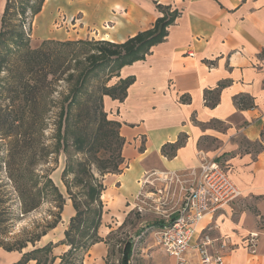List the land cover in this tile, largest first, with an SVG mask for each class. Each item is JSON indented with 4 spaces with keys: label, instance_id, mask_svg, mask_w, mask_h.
I'll return each mask as SVG.
<instances>
[{
    "label": "crops",
    "instance_id": "obj_1",
    "mask_svg": "<svg viewBox=\"0 0 264 264\" xmlns=\"http://www.w3.org/2000/svg\"><path fill=\"white\" fill-rule=\"evenodd\" d=\"M156 3L179 15L144 59L120 68L112 83L134 76L123 101L103 96L108 117L120 122L125 167L105 175L114 185L101 198L114 199L117 208L137 192L133 183L138 186L145 173L196 170L201 158L220 156L241 196L205 214L196 230L211 227V234L229 236L233 249L225 251L224 264H264V0H44L35 18L49 20L43 38L55 37L51 21L60 15L76 22L58 39L75 34L120 43L153 25L161 15ZM220 82L218 102L210 107L205 91ZM242 94L252 98L251 107H237L233 99ZM178 139L169 156L167 144ZM63 212L67 223L75 211L68 204ZM250 233L254 251L245 245ZM91 250L106 254L101 242ZM20 257L0 247V264Z\"/></svg>",
    "mask_w": 264,
    "mask_h": 264
},
{
    "label": "trees",
    "instance_id": "obj_2",
    "mask_svg": "<svg viewBox=\"0 0 264 264\" xmlns=\"http://www.w3.org/2000/svg\"><path fill=\"white\" fill-rule=\"evenodd\" d=\"M44 0H5L3 11L0 19V45L5 52L13 51L18 63L24 68L17 70V82L23 80L24 90L22 93L12 97L19 98L20 94L27 92L31 94L29 98H19L24 105L19 109H4L0 107V131L4 136L10 137V140L1 141L6 146V152L3 156L4 169L7 172V180L11 183L13 191L16 194L20 214L24 216L40 206L44 199L50 203L49 215L50 220L46 221L44 229L40 232L36 231V227L32 231L23 232L26 240H15L14 242H3L0 240V247L5 250L21 251L28 242L33 246L30 250L21 254L18 261L11 264H27L31 259L36 260L37 264H46L47 261L53 263L55 256L51 254L53 244L51 241L42 246H35V242L46 232L54 228L60 221V214L63 209L66 197L59 187L51 179L49 168L47 170L36 169L40 161L48 162L50 154H58L60 149H67L68 139L70 145L85 155L92 152L97 145H104L109 150L113 143L114 157L116 162H111V170L108 169V162L98 164L100 174L106 171L117 170L118 164L123 161L121 150L124 145V138L120 135V122L107 117V112L103 106V96L107 95L112 99L123 101L127 95V88L134 81V76L118 78V80L110 85L102 84L97 91L85 94L86 82L89 74L95 70L107 68L110 76H119V70L122 66L131 64L132 62L144 59L145 55L150 52L153 45L163 41L168 34V27L179 15L177 9L170 6L156 3L157 9L161 12L150 28L139 31L125 41L116 43L108 40H77V41H57L45 40L46 48H30L24 37V32L17 24L12 23L10 14L11 8H18L20 14H24L28 9L30 15H35L41 9ZM9 43H12L10 48ZM48 43L68 47V51L62 53L51 48ZM81 45L80 51L73 50V46ZM63 67L60 69V67ZM45 70L42 79L38 72ZM64 80L68 83L69 89L67 94L63 96V100H67V104L60 105L58 112L51 116L55 124L54 142L45 145L39 141L41 135L42 113L36 110L40 103L39 97L42 93L41 85L38 81L43 80L47 75L51 76V82L56 81L63 73ZM29 74L35 77L33 84L25 81V75ZM37 82V83H36ZM38 84V85H37ZM225 82H220L214 89L205 91L204 102L213 107L218 102L219 90ZM44 93V92H43ZM88 93V92H87ZM87 98L83 99L82 96ZM93 98V99H92ZM234 102L238 108L251 107L253 105L252 98L244 94L234 97ZM28 101V102H27ZM26 102L27 108L25 106ZM89 102L92 103V110H88ZM90 103V104H91ZM30 107V109H29ZM29 109V110H28ZM87 112V114L85 113ZM89 118L87 119V115ZM15 121H18L15 124ZM92 123V130L88 131V126ZM23 129V130H22ZM63 132V133H62ZM62 140V142H61ZM252 148H261L262 143L255 141L253 143L245 141ZM0 143V145H1ZM182 143V139H178L175 143L167 144L169 151L167 154L172 156L176 148ZM166 146V145H165ZM164 151V146L162 147ZM220 160V156L216 158ZM97 161V160H95ZM87 159L69 162L63 169V175L67 172L73 173V182L81 184L77 191H72L71 183L65 180L67 197L71 200L74 208V214L69 218L67 228L64 230V238L60 243L66 244L68 249L63 252L60 258V264H82L83 254L95 243L103 241L99 236L98 228L101 224V216L103 213V202L101 193L103 184L91 171ZM110 163V162H109ZM1 179V177H0ZM3 182V180H1ZM6 183H1V185ZM77 186V185H76ZM53 208V209H52ZM0 218V232H1ZM163 225V222L157 224ZM119 264H131L130 260L133 256V241L131 239L122 242L120 251ZM42 254V256H39ZM77 263L74 262L75 259Z\"/></svg>",
    "mask_w": 264,
    "mask_h": 264
},
{
    "label": "rangeland",
    "instance_id": "obj_3",
    "mask_svg": "<svg viewBox=\"0 0 264 264\" xmlns=\"http://www.w3.org/2000/svg\"><path fill=\"white\" fill-rule=\"evenodd\" d=\"M4 4L5 0H0V19ZM10 12V14H13L12 23L17 24L23 30L24 37L30 48H46L47 43H45V40H87L90 42L95 40H105L99 39V37L78 38L75 37V34L66 39H58V34H60V32L61 34H64L62 32L63 29H68V27L72 26L76 22L75 18H73L71 22H69L65 17L62 18L60 15L53 19V22L51 21V26L54 27L53 30L55 32V37L43 38V35L46 34L44 32H46L47 28H49L48 19L37 22L35 18L37 13L31 16L28 9L22 15L16 7L11 8ZM69 23H71L72 25H70ZM58 28H61L62 30L58 31ZM48 45H50L51 48H55L56 51H60L62 53H65V51H68V49H70L69 47L68 49H65V47L63 46L53 45L50 43H48ZM9 46L11 48L12 43H9ZM80 48L83 47L81 45L73 46V50L80 51ZM12 52L13 51L5 52L0 45V107L8 110L15 107H17L18 109L19 107L21 108L24 105V102L19 98H22L23 95L24 98H29L31 96V94L24 92L23 94H20L19 98H15L13 102L11 100L13 96L17 95V93H22L23 91H25L23 80H21V82H17L16 80L18 74L17 70H21L22 72L24 68L18 63L17 57H15ZM62 68L63 67L61 66L60 69ZM45 72V70H41L38 72L39 75L41 74V76H39L41 79ZM66 74L67 72L61 74L59 78L54 82H51L50 75H47V77H45L43 80L38 81V83H40L39 85H41L40 89L42 91V93L38 95L39 97L42 95V98H40V103L36 108V110L42 113V121L40 124L41 135L39 136V141L41 143H44L45 145L54 142L53 133L55 124L53 123L54 119L51 116H54V114L58 112L61 104L65 106L68 102L67 100H63V96L67 94V90L69 89L68 83H71V81L66 82L63 79ZM114 79L115 76H110L107 68L95 70L89 74V78L86 82V91L84 92L86 95L90 92L94 93L95 90L97 91L98 87L102 84H112ZM25 81L29 82V85L33 84L35 82V77L26 74ZM86 95L82 96V98L86 99ZM27 102L25 104L26 108L28 107ZM90 103L91 102H89L88 104V106H90L88 110H92V103ZM85 113L87 114L86 111ZM86 117L88 119L89 114ZM17 123L18 121H15V124ZM87 130H92V123L88 126ZM9 138L10 137L4 136V133L0 131V143L3 140H10ZM242 141L244 144H247L243 139ZM68 144L69 146L67 149L63 150L61 148L58 154H50L52 156H48V162L40 161L36 166V169L39 170V172H41V170H47L48 168L50 169L49 175L51 179L55 182V184L59 187L61 192L66 197L64 205L71 204V200L67 197L68 195L66 193L65 180L71 183L70 185L72 191H77L81 186V184H75L73 182L72 172L69 171L63 175V169L69 162L71 163L76 160L87 159L88 161H90L88 162L90 163L89 169H91L96 178L103 184L104 188L102 192H107L111 187H113L114 184L110 183L107 180V177L105 178V175L109 176L117 174L123 170V168L125 167V159L123 155V161L118 164L117 170H112L109 172L106 171L103 174H100L98 164L102 162H108L107 165L109 167L107 170L112 169V166H110L111 162L114 163L117 161L112 151L115 147V143L112 144L109 150H107L104 145H97L92 150V152L87 153V155L75 150L70 145V138L68 139ZM207 145H210L209 147L214 146L213 144H210V142ZM5 152L6 146L5 144L1 143L0 184L5 182L6 185L3 184L0 186V218L2 219L0 240L3 242L11 243L17 239L26 240L28 237L26 238V235H24L23 232L32 231L35 227L37 232L42 231L46 225V221L50 220L51 217L49 215L50 203L46 199H44L40 206H38V208H36L35 210L29 212L28 214H25L24 216L20 214V208L16 194L13 191L11 183L7 180V172L4 169L3 161H5V159L3 156L5 155ZM212 160L220 163V161H217L216 159ZM148 173L150 172L145 173L144 176H146V174ZM143 177L141 178V180H139L138 186L136 183H133L132 189L137 190V192L133 196L123 201L120 205H116L117 208L111 206L112 202H114V199L105 196L104 199L101 198L103 202V213L101 216V224L98 228V234L104 239L100 242L103 246H105L106 254L103 257L92 254L91 246L82 256V264L85 261L89 264H119L122 242L127 239H131L133 241V256L130 260L131 264H175L174 260L167 256L157 244L154 230L160 228L157 225L158 223H167V220L166 218H164L163 214L168 211L173 201L181 196L180 193H178L179 186L178 184L176 185L175 183H170V180H168V178H166L165 175L161 173L152 175L150 178L154 179L153 185L146 184V186H144V190L141 191ZM1 180H3V182H1ZM235 186L237 187L236 184ZM158 189H162L163 193H158ZM174 190L175 193H173ZM139 191L142 192L141 195H138ZM180 200H182V196ZM60 216L61 218L58 224L54 228L48 230L46 234L41 236L39 240L35 242V246H42L49 241H51L54 245L51 254H53L56 258L53 263L47 261L46 264H60L59 256L68 249V246L66 244L60 243V241L64 238V230L67 228L68 224V221L67 223L65 221L66 213L63 212V209ZM61 235L62 238H60ZM32 246L33 245L28 242L27 245L19 252L22 254L30 250ZM39 256H42V254H40ZM77 260L79 259L76 258L74 262L77 263ZM27 263L37 264L36 260L34 259L29 260ZM71 263L72 261H69L66 264Z\"/></svg>",
    "mask_w": 264,
    "mask_h": 264
},
{
    "label": "built area",
    "instance_id": "obj_4",
    "mask_svg": "<svg viewBox=\"0 0 264 264\" xmlns=\"http://www.w3.org/2000/svg\"><path fill=\"white\" fill-rule=\"evenodd\" d=\"M161 173L170 183L178 184L182 200L180 196L173 201L163 214L167 223L154 230L159 247L175 264H224L225 251L233 249L229 236L213 235L211 227L197 231L196 226L205 214L233 203L240 196L227 167L201 158L196 170L150 172L143 177L141 191L146 184L153 185L152 175ZM158 193H163L162 189H158ZM254 236L250 233L245 243L250 251H254Z\"/></svg>",
    "mask_w": 264,
    "mask_h": 264
}]
</instances>
